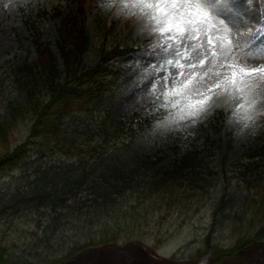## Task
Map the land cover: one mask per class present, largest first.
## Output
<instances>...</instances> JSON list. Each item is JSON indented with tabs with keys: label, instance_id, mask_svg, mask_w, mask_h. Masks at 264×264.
<instances>
[{
	"label": "rangeland",
	"instance_id": "obj_1",
	"mask_svg": "<svg viewBox=\"0 0 264 264\" xmlns=\"http://www.w3.org/2000/svg\"><path fill=\"white\" fill-rule=\"evenodd\" d=\"M77 2L84 7V28L93 43L85 56L87 61L114 44L131 47L133 52L112 61L102 99L90 107L88 114L82 113L80 118L69 122L70 127L82 125L76 155L66 158L59 153H34L26 165L0 178V249L3 256L0 262L174 264L169 262L171 257L178 264L188 262L198 256L203 238L212 227L216 200L225 194L231 198L229 206L243 201L242 165L248 161L245 157L264 147V112L246 121L233 114L231 104L213 106L202 119L197 118L195 125L190 120L184 121L182 124L188 127L167 132L154 125L128 147L115 144L103 132L102 137L96 138L102 127L106 132L112 131V125L119 127L123 117H130L141 109L142 112L155 109L156 104L145 94L157 79L166 75L161 70L159 49L149 46L151 38L137 35L135 16L129 12L131 20L113 17L101 10L98 0H33L27 9L15 10L6 9L0 3V103L15 94L13 80L5 67L8 62L34 58L33 43L38 35L42 42L54 44L59 25V18L52 17L54 7L66 12L70 7L75 8ZM224 2L232 3L233 0ZM226 15L235 27L247 33L240 37L247 41L245 50L257 55L264 51V0H249L248 3L238 0L237 8L229 9ZM261 101L264 102V98ZM90 131L93 141L88 144L86 135ZM25 136L26 126L22 124L15 130L11 143ZM195 146L204 147L202 169L208 168L215 176L210 188H200L182 202H172V197L157 193L146 194L140 187L147 179L129 190L114 189L112 177L108 178L110 172L104 169L139 153L144 156L159 151H164L161 165L165 166L178 153ZM262 156L259 152L257 161L264 165ZM46 168H49L47 177L41 179ZM52 172L56 176H52ZM62 174L66 176L61 177ZM150 175L152 173H148ZM71 176L69 182L76 183L70 189L62 179ZM57 177L61 179L56 180ZM38 190L51 195L49 204L28 200ZM262 190L260 187L257 192H250V200L252 195L255 201L259 200ZM236 211V217L233 211L222 213V224L218 222L212 235L211 251L199 256L210 261L213 249L230 247L241 235L253 237L261 225L257 222H264V207L257 209V214L249 212L241 218H237L241 209ZM101 241L104 242L96 244ZM223 264H264V241L245 248L235 259Z\"/></svg>",
	"mask_w": 264,
	"mask_h": 264
},
{
	"label": "trees",
	"instance_id": "obj_2",
	"mask_svg": "<svg viewBox=\"0 0 264 264\" xmlns=\"http://www.w3.org/2000/svg\"><path fill=\"white\" fill-rule=\"evenodd\" d=\"M52 17L59 18L55 43H44L38 35L33 43L34 58L17 59L5 66L7 75H10L8 77L13 80L15 94L0 103V178L26 165L34 153L51 152L52 155L59 153L66 158L76 155L74 152L81 138L82 125L70 127L69 122L80 118L82 113L88 114L90 107L102 99L108 84L112 60L133 51L131 47L114 44L108 50L102 49L96 53L92 61H87L85 56L93 43L84 28L85 10L82 3L77 2L75 8L70 7L66 12L54 8ZM163 115L165 111L161 109L158 111L148 109L144 114L141 111L135 112L132 117L122 119L119 127L113 124L112 131L106 132L105 127H102L96 138L102 137L103 132L106 138H111L115 144L121 143L123 147H128L135 139L151 130ZM22 124L26 126V136L12 144L11 137ZM86 136L88 144L92 143L93 133L90 131ZM172 146L175 148L176 145ZM203 148L195 146L181 154H175L176 157L165 166L161 165L165 157L164 151H159V154L154 151V154L141 156L139 153L133 158H125L118 164H112L111 168L100 166V169L104 168L106 172H110L108 178L112 177L114 189L118 187L129 190L133 185L147 179L143 187H140L146 194L157 193L162 197H172V202L178 200L182 202L183 198L195 195L198 189H208L212 186L214 174L206 167L202 169ZM176 152L177 148L174 149V153ZM253 156L254 154L250 155L248 162L242 165L244 170L241 178L245 188L254 193L255 189L264 186V183L256 185L251 182H261L264 173L260 171L258 161L252 160ZM81 170L83 174L84 169ZM48 171L49 168H46L40 178L46 179ZM148 173L152 175L148 176ZM52 176L56 174L52 172ZM70 178L72 176L64 177L62 182L71 189L76 182H69ZM131 193H134L133 189ZM249 195L247 191L243 201L239 200V205L234 206L241 208L237 218L251 212L257 214L256 210L264 207L262 197L264 194L257 201L255 195H252L251 200ZM50 197L51 195L38 190L28 200L36 204H44V201L49 204ZM230 202L231 198L223 194L215 203L212 227L203 239V249L199 251L200 253L212 248V235L218 225L219 216L230 210ZM255 204L258 206L255 207ZM234 216L236 217L237 213H234ZM256 217L253 216L254 219ZM220 223L222 224L221 221ZM257 223L261 225L253 237L243 236L239 231L238 234L241 236L232 246L213 249L211 264H222L235 259L240 251L264 241V222L260 220ZM0 261H3L1 249Z\"/></svg>",
	"mask_w": 264,
	"mask_h": 264
},
{
	"label": "clouds",
	"instance_id": "obj_3",
	"mask_svg": "<svg viewBox=\"0 0 264 264\" xmlns=\"http://www.w3.org/2000/svg\"><path fill=\"white\" fill-rule=\"evenodd\" d=\"M151 2L154 4L156 0ZM0 3L6 9H27L33 0H0ZM98 3L103 12L111 13L113 17L131 20L135 16L137 35L151 38L149 46L160 51L161 70L166 75L157 79L145 96L156 104L155 111L170 110L155 122V128L165 132L178 130L188 127L182 122L189 120L195 125L197 119H191L196 115L191 112V103L200 98L198 92L206 95L209 87L221 78L229 58L231 43L223 37L230 35L235 41L247 33L237 27H227L225 21L215 16L207 22L198 19L190 9L193 4H203V0H177L170 3L163 14H154V8L142 5L138 0H98ZM216 95L222 99L214 101L215 107L230 105L227 96L220 92ZM259 112H264V107L252 113L253 117ZM198 118L202 119L203 115Z\"/></svg>",
	"mask_w": 264,
	"mask_h": 264
},
{
	"label": "snow or ice",
	"instance_id": "obj_4",
	"mask_svg": "<svg viewBox=\"0 0 264 264\" xmlns=\"http://www.w3.org/2000/svg\"><path fill=\"white\" fill-rule=\"evenodd\" d=\"M138 2L154 8V14H163L167 12V6L176 3L177 0H156L154 4L151 0H138ZM248 2L249 0H243V3ZM237 6L238 0H233L232 3H225L224 0H203V4H193L190 10L194 11L200 20L207 22L215 16L225 21L227 27L233 28L235 25L226 13ZM124 7L127 8V5ZM223 39L231 43L229 58L224 65L225 70L221 78L209 87L206 95L197 93L200 98L191 103V112L196 114L192 115L191 119H197L199 115L208 112L214 106V101L221 98L216 95L220 92L229 98L233 114L240 115L243 120L252 121L254 118L252 113L258 110L257 105L259 104L260 108L264 107V102L259 98L264 96V51L257 55L245 50L244 45L247 41L244 38L232 41L231 36L226 35ZM214 43L213 41V45ZM256 60L262 62L254 63L253 61ZM160 99H164L163 95Z\"/></svg>",
	"mask_w": 264,
	"mask_h": 264
}]
</instances>
